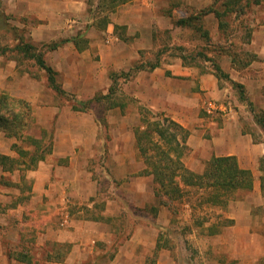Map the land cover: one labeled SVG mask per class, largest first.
Returning <instances> with one entry per match:
<instances>
[{
    "label": "rangeland",
    "instance_id": "374dc122",
    "mask_svg": "<svg viewBox=\"0 0 264 264\" xmlns=\"http://www.w3.org/2000/svg\"><path fill=\"white\" fill-rule=\"evenodd\" d=\"M7 1L0 5V50L17 63L19 73L27 80L20 100L31 111L23 110L22 115L35 123L26 133L36 139L43 137L41 145L51 142L52 150L59 149L60 155L53 151L34 169L3 172L0 168V178L6 180L0 184V264L7 253L12 255L8 264H26L29 260L31 264H46L48 252L57 261L72 258L73 264H108L116 257L121 264H165L160 261L161 255L170 264H205L211 259L203 253L210 243L208 238L230 233L233 212L250 210L258 222L249 230L264 232L263 160L259 161L262 189L257 204H247V200H254L251 191L236 192L226 205H211L206 191L186 188L181 199L173 203L172 211L160 206L152 178L143 172L144 165L135 149L134 130L143 121H154L164 114L127 96L123 87L129 78L112 71L108 79L110 74L113 79L101 90L91 93L73 89L57 95L48 86L45 72L14 51L19 39L35 46L36 52L45 48L31 42L29 29L19 28L18 23L28 20L8 12ZM89 2L97 4V0ZM210 2L197 6L188 0L177 5L179 12L173 13L170 8L167 11L166 7L159 10L164 17L152 25V45L139 51L140 60L134 67L149 68L169 58L179 59L182 65L201 73H214L212 63H216L232 81L244 86L250 101L264 110V52L253 43L262 38L253 25L260 21L264 0H243L249 7L239 16H201L200 12L211 7ZM216 9L223 11L220 2ZM76 18L80 25L74 28L81 29L78 33L92 31L104 41L106 31L93 27L91 17ZM187 19L190 24L176 26L178 20ZM122 34L119 30L116 36ZM56 74L60 82L61 76ZM218 86L225 91L223 101L241 113L242 132L250 134L253 142L264 143V131L256 125L248 107L239 102L237 90L224 80H219ZM110 87L113 93L106 100L92 103L84 112L72 110L73 106L81 109V103L95 95H107ZM47 108L55 112H46ZM202 115L219 117L205 112ZM19 149L31 150L27 142L0 132L1 154L17 159ZM188 159L186 154L183 163L187 164ZM205 163L200 172H193L201 173ZM242 204L245 208L239 210ZM85 232L102 234L103 238L94 244L100 254L82 255L81 251L82 257H78L79 252L67 257ZM56 234H61L63 241L53 240L58 238ZM229 245L233 246L232 241ZM226 251V260L236 261V251ZM17 253L24 255L20 262L13 260Z\"/></svg>",
    "mask_w": 264,
    "mask_h": 264
},
{
    "label": "crops",
    "instance_id": "0c3cea01",
    "mask_svg": "<svg viewBox=\"0 0 264 264\" xmlns=\"http://www.w3.org/2000/svg\"><path fill=\"white\" fill-rule=\"evenodd\" d=\"M98 1L94 6L89 0L7 1L8 12L24 18L25 21L28 20L18 25L19 28L29 29L33 44L59 45L53 50H48L44 59L46 64L61 76L59 83L64 91L79 89L93 93L108 85L110 71L121 73L133 69L140 60L139 51L152 45V25L155 20H160L159 17H164V14L158 13L159 10L166 7L167 11L170 8L173 9V13L179 12L180 8H177V5H183L184 1L188 0H167V5L164 4L166 0H132L122 4L109 13L110 22L104 30L107 34L104 41L92 31H87L85 33L88 39L87 47L78 51L72 42L81 30L74 28L80 25L76 17L89 16V11L98 7ZM193 1L197 6L204 1L210 2V0ZM214 1L210 2L211 5ZM261 9L260 21H256L253 26L257 28L255 33L262 35V38L256 39L258 41L253 43L257 44L256 47H261V51L264 52V7ZM73 21L79 23L72 24ZM115 26L125 27V36L129 39L127 42L121 41L116 36ZM168 59L161 61L153 70L141 67L133 72L124 84L123 92L147 109L163 113L188 133L186 146L189 159L187 164H184L188 170L200 172L202 162H207L213 157L236 158L239 167L249 170L253 177L251 193L254 200H247V204H257L262 189L259 161L264 158V143H255L250 134L242 132L241 113L236 110L215 119L202 115V112H205L212 116L206 112L207 102H226L223 101L225 91L218 86L219 80L214 73H203V71L201 73L199 70L182 65L179 59L170 61ZM26 84L27 80L19 73L17 63L0 50V94H7L16 99L23 98ZM47 109L46 112L50 110L55 112L53 108ZM59 151V149L55 150L53 154L60 155ZM141 162L144 165L143 161ZM144 170L145 165L143 172ZM242 207V209L238 207L239 210H244L243 204ZM240 212L231 214L229 220L233 224L228 227L230 233L208 238L210 243L203 249V253L206 257L211 256V259L205 264H264V232L249 230L251 224L258 222V218L253 216L250 210ZM89 223L87 222L88 225ZM55 236L58 238L53 240L63 241L61 234ZM102 238V234L95 232L81 234L74 246L76 249L67 254V257L73 256L74 252H79L78 257L89 254L97 256L100 251L94 247V244ZM48 240H50L49 236ZM231 241L233 246L230 247ZM231 248L237 253L236 261L232 263L225 258L226 250ZM81 251L84 252L82 255ZM55 258L52 253H46V264H73L72 258L58 259L59 261ZM116 258L108 264H121L119 257ZM160 261L170 264V260L163 255ZM3 264H8L6 255Z\"/></svg>",
    "mask_w": 264,
    "mask_h": 264
},
{
    "label": "trees",
    "instance_id": "16d2710c",
    "mask_svg": "<svg viewBox=\"0 0 264 264\" xmlns=\"http://www.w3.org/2000/svg\"><path fill=\"white\" fill-rule=\"evenodd\" d=\"M2 1L0 0V5H2ZM130 1L132 0H99L98 7L89 11V16L92 18V22L95 23L93 27L97 26L105 30L110 22L109 13L114 11L116 7ZM217 2H220L223 11L215 9ZM248 7L249 3L243 2V0H215L211 7L200 12V15L213 14L216 18H220L234 13L239 16L244 14ZM188 24H190L188 19L176 22V26L180 27ZM119 30L123 34L118 38L127 42L129 39L125 36V27L115 26V34ZM85 33L86 31L78 33L72 39L73 45L78 51L87 47L88 39L85 37ZM57 46L59 45H42V48L45 49L36 52L37 48L35 46L19 39L16 40L14 51L22 53L27 60H33L37 67L45 72L48 86L57 95L63 96L66 95V92L57 81L56 72L46 64L44 59L45 53L48 50L57 48ZM181 58L184 60L183 56ZM158 66L159 62L156 61V63L150 65L149 69L153 70ZM212 66L214 75L218 80L229 82L231 87L237 90L239 102L248 107L256 125L264 131V112L248 99L244 86L232 81L229 75L216 63H212ZM140 68L136 66L128 72H121V75L128 79L132 76L131 72ZM113 76V74H110V80L113 79ZM112 93L113 89L110 87L107 95H95L91 100L81 103V109L73 106L72 110L84 112L89 105L106 100ZM23 110L28 113L31 111L22 100L7 94H0V132H4L9 138H16L21 143L27 142L28 147L31 149L30 151L17 150L19 156L17 159L0 154V168L3 172L22 170L21 168L34 169L52 153L51 142L41 145L43 137L36 139L27 135V129L35 123V120L23 116ZM153 120L143 121L134 130V142L137 154L145 165L144 173L152 178L154 196L158 199L160 206L172 211L173 203L181 199L186 188L206 191L207 203L211 205H226L229 198L236 192H250L252 190L253 177L251 172L241 169L234 157H213L205 163L203 171L199 174L188 170L182 161L188 152L186 146L188 133L167 117L154 118ZM26 158H28V162H24ZM261 160L264 161V158ZM260 170L262 171V169ZM4 182H6L5 178L1 177L0 184ZM6 256L8 261L12 258L10 253H7ZM23 257L24 255L17 253L13 260L20 262V258Z\"/></svg>",
    "mask_w": 264,
    "mask_h": 264
},
{
    "label": "built area",
    "instance_id": "2783aa9c",
    "mask_svg": "<svg viewBox=\"0 0 264 264\" xmlns=\"http://www.w3.org/2000/svg\"><path fill=\"white\" fill-rule=\"evenodd\" d=\"M72 24H78L79 22L73 21L71 22ZM206 112L211 115H216V116H226L229 115L232 112V105L230 102L226 103H215L213 101H209L206 104Z\"/></svg>",
    "mask_w": 264,
    "mask_h": 264
}]
</instances>
